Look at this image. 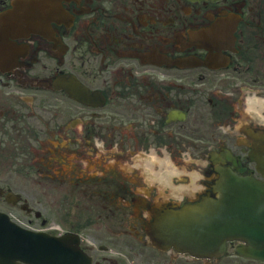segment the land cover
<instances>
[{
    "label": "flooded vegetation",
    "instance_id": "obj_1",
    "mask_svg": "<svg viewBox=\"0 0 264 264\" xmlns=\"http://www.w3.org/2000/svg\"><path fill=\"white\" fill-rule=\"evenodd\" d=\"M19 8L0 30V212L49 232L73 186L122 211L132 264H255L234 243L152 248L145 213L215 197L227 170L264 179L247 129L264 130V0H0V24Z\"/></svg>",
    "mask_w": 264,
    "mask_h": 264
},
{
    "label": "water",
    "instance_id": "obj_2",
    "mask_svg": "<svg viewBox=\"0 0 264 264\" xmlns=\"http://www.w3.org/2000/svg\"><path fill=\"white\" fill-rule=\"evenodd\" d=\"M163 221L167 232L163 241L177 248L181 246L185 252L213 256L221 252L226 241L238 239L246 244L240 253L264 260V184L258 181L233 180L219 201H206L193 210L177 212ZM60 242L65 249L51 242L48 253L43 256L44 250L38 254L33 247L30 251L25 249L23 255H31L34 261H30L35 264L42 262L43 257L49 264H72L75 259L67 248L73 246L72 242L69 239Z\"/></svg>",
    "mask_w": 264,
    "mask_h": 264
},
{
    "label": "rangeland",
    "instance_id": "obj_3",
    "mask_svg": "<svg viewBox=\"0 0 264 264\" xmlns=\"http://www.w3.org/2000/svg\"><path fill=\"white\" fill-rule=\"evenodd\" d=\"M72 188L73 186L64 196H50L51 203H53L52 197H55L57 202L65 203L67 208L64 220L63 212L60 211L63 208L57 205L50 206L48 214L53 221L51 225L57 223L65 230L79 232L85 240L84 243L89 247L91 254L101 264H112V261H110L112 256L119 260L114 262V264H122L123 260L126 259L124 255L131 250L130 245L126 244L127 241L130 240L133 245H136V242L132 239L124 238L120 233H117V231L122 230L121 223L125 222L122 211L115 210L117 215V218H115L110 211L102 209L100 202H91L95 197L79 192L74 193ZM111 206H109L110 209ZM108 218L111 220V224H108ZM123 238L124 241L122 240ZM101 245L106 246L108 251H100ZM105 255L108 256L107 259L103 258Z\"/></svg>",
    "mask_w": 264,
    "mask_h": 264
}]
</instances>
